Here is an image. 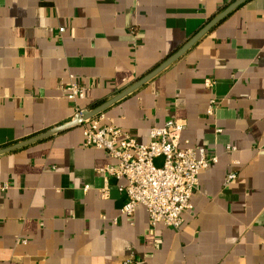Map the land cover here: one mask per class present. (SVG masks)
I'll return each instance as SVG.
<instances>
[{
    "label": "crops",
    "instance_id": "0c3cea01",
    "mask_svg": "<svg viewBox=\"0 0 264 264\" xmlns=\"http://www.w3.org/2000/svg\"><path fill=\"white\" fill-rule=\"evenodd\" d=\"M234 1L0 0V148L72 120L70 75L84 90L78 106L91 110ZM101 114L141 144L183 119L179 147L217 157L180 229L151 227L142 206L123 214L124 180L98 172L112 160L84 147L75 125L0 155V264H264V0L242 3Z\"/></svg>",
    "mask_w": 264,
    "mask_h": 264
},
{
    "label": "built area",
    "instance_id": "2783aa9c",
    "mask_svg": "<svg viewBox=\"0 0 264 264\" xmlns=\"http://www.w3.org/2000/svg\"><path fill=\"white\" fill-rule=\"evenodd\" d=\"M63 29L60 27L59 31ZM214 85L213 80H204L208 90H212ZM65 90L66 98L75 106L72 120L76 116L81 118L85 110L77 102L84 97V90L73 75L69 76ZM215 110L216 100L210 98L206 114L212 116ZM79 125L83 131V146L102 150L112 160L98 172L105 178L124 180L119 188L125 196L122 213L130 216L138 206H142L151 227L163 224L178 231L182 225V213L191 206L190 199L197 188L199 173L217 162V157L208 156L202 147H179L180 134L186 127L185 120L173 118L163 126L152 127L146 144L138 143L113 120L105 121L101 113L81 120ZM227 149L234 148L227 146ZM156 160L160 163L156 164ZM235 178L236 174L229 172L224 184ZM101 193L104 196L106 192L102 190ZM133 263L131 258L122 261V264Z\"/></svg>",
    "mask_w": 264,
    "mask_h": 264
},
{
    "label": "water",
    "instance_id": "95a60500",
    "mask_svg": "<svg viewBox=\"0 0 264 264\" xmlns=\"http://www.w3.org/2000/svg\"><path fill=\"white\" fill-rule=\"evenodd\" d=\"M247 0H235L234 2L227 5L221 12H219L217 15H215L213 18H211L195 35H193L189 40H187L179 49H177L175 52H173L170 56H168L163 62H161L158 66H156L154 69H152L149 73L141 77L139 80L134 82L132 85L127 87L125 90L118 93L113 98L107 100L106 102L102 103L101 105L91 109V110H85L82 117H75L70 122L63 124L61 126H57L55 128H52L46 132H43L42 134H39L37 136L28 138L26 140H23L21 142L2 147L0 148V155L4 153H8L14 150H17L19 148H22L24 146H27L29 144H32L36 141H39L41 139L47 138L52 136L53 134L64 130L66 128L79 125L81 120L91 118L95 116L96 114L101 113L103 110L114 104L115 102L119 101L123 97L129 95L136 89H138L140 86L145 84L147 81L152 79L154 76H156L158 73H160L162 70H164L166 67H168L170 64H172L174 61H176L179 57H181L188 49H190L197 41H199L209 30H211L217 23H219L224 17H226L230 12H232L234 9H236L238 6H240L242 3H244Z\"/></svg>",
    "mask_w": 264,
    "mask_h": 264
},
{
    "label": "rangeland",
    "instance_id": "374dc122",
    "mask_svg": "<svg viewBox=\"0 0 264 264\" xmlns=\"http://www.w3.org/2000/svg\"><path fill=\"white\" fill-rule=\"evenodd\" d=\"M156 164H159L160 162L158 160L155 161Z\"/></svg>",
    "mask_w": 264,
    "mask_h": 264
}]
</instances>
